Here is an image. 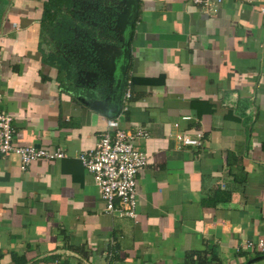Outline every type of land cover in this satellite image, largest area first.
I'll use <instances>...</instances> for the list:
<instances>
[{"label":"crops","instance_id":"1","mask_svg":"<svg viewBox=\"0 0 264 264\" xmlns=\"http://www.w3.org/2000/svg\"><path fill=\"white\" fill-rule=\"evenodd\" d=\"M261 7L0 0V108L18 145L67 154L22 169L0 153V264H198L191 252L209 264H264L245 246L264 238ZM60 52L73 68L64 85L49 62ZM113 119L147 132L135 217L106 210L80 159ZM190 128L201 145L177 141Z\"/></svg>","mask_w":264,"mask_h":264},{"label":"built area","instance_id":"2","mask_svg":"<svg viewBox=\"0 0 264 264\" xmlns=\"http://www.w3.org/2000/svg\"><path fill=\"white\" fill-rule=\"evenodd\" d=\"M207 11L216 10L223 0H190ZM264 18V7L260 8ZM130 89L126 99L131 98ZM0 94V107L3 103ZM189 119V116L184 117ZM14 119L0 108V153L6 156L17 155L21 168L27 167L38 159L58 160L64 158L66 152L58 147L21 146L16 143ZM193 129H184L177 135L181 146L201 145L202 135ZM141 129L128 131L120 126L118 120L109 121V129L99 134L94 149L80 155L83 166L91 173L99 188L102 199L105 200L106 210L119 215L136 216L138 203L137 183L138 174L148 164V153L137 145V140L146 136ZM247 248L264 252V238L248 240Z\"/></svg>","mask_w":264,"mask_h":264},{"label":"trees","instance_id":"3","mask_svg":"<svg viewBox=\"0 0 264 264\" xmlns=\"http://www.w3.org/2000/svg\"><path fill=\"white\" fill-rule=\"evenodd\" d=\"M59 15L62 16L64 14H61V12H58L57 14L53 13L52 16L56 20ZM63 19H64V21L62 23L64 24V27L59 26L58 29H61L63 31H67V28H66V25H65V24H67L69 22L67 15H64ZM61 30H59V31H61ZM64 35L66 36V39H65L66 42H68L69 44H73L75 39H73L72 33L68 34L67 32H64ZM112 42H115V41H112ZM51 57H52V55H50V58ZM49 62H53L59 67L60 72H61V76H60L61 77V82L64 85L65 84L64 81L65 80L68 81L70 76L72 77V73H73L72 66L70 65V63L66 59H64V56H63V54L61 52L57 53L51 60H49ZM64 87H66V88H68L70 90L73 87V84L72 85L67 84ZM189 255L190 256L196 255L197 258H198V262H199L198 264H209V263H203V261H204L203 257H205V254H202L200 252H191Z\"/></svg>","mask_w":264,"mask_h":264},{"label":"water","instance_id":"4","mask_svg":"<svg viewBox=\"0 0 264 264\" xmlns=\"http://www.w3.org/2000/svg\"><path fill=\"white\" fill-rule=\"evenodd\" d=\"M125 16V15H124ZM107 100L106 101H100V100H95L92 105L95 106V107H104V105L106 104Z\"/></svg>","mask_w":264,"mask_h":264}]
</instances>
